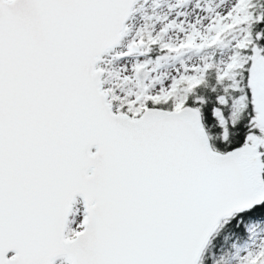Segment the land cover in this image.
<instances>
[{
	"label": "water",
	"instance_id": "obj_1",
	"mask_svg": "<svg viewBox=\"0 0 264 264\" xmlns=\"http://www.w3.org/2000/svg\"><path fill=\"white\" fill-rule=\"evenodd\" d=\"M140 1L0 0V264H197L264 199L255 149L214 151L194 108L135 119L108 102L97 65Z\"/></svg>",
	"mask_w": 264,
	"mask_h": 264
},
{
	"label": "rangeland",
	"instance_id": "obj_2",
	"mask_svg": "<svg viewBox=\"0 0 264 264\" xmlns=\"http://www.w3.org/2000/svg\"><path fill=\"white\" fill-rule=\"evenodd\" d=\"M248 0H141L133 8L129 23L123 32L120 46L108 52L101 62L104 69L102 89L108 93L109 102L116 98L134 106L140 101L143 92L148 95L168 93L174 80L183 75H197L210 65L211 51L200 56L197 51L203 44L216 41L218 30L227 28L246 19ZM144 28L151 36H158L162 43L172 48L174 55L152 59L140 49L138 30ZM244 33L232 39L228 45L219 44L218 74L228 73L238 67L244 56L236 48L245 46ZM183 48V49H182ZM189 52L178 59V52ZM249 60V80L247 85L255 109V121L264 131V56L256 46H252ZM146 64L152 71L148 82L139 88L134 73L136 67ZM169 64V65H165ZM198 69V70H197ZM230 75V74H229ZM181 108L178 96L174 99V109ZM118 110V106H114ZM66 231L78 232L85 225V212L81 200L73 208ZM251 238L248 241L231 245L229 253L217 257L219 264H264V221L250 225ZM53 264H67L64 259Z\"/></svg>",
	"mask_w": 264,
	"mask_h": 264
},
{
	"label": "trees",
	"instance_id": "obj_3",
	"mask_svg": "<svg viewBox=\"0 0 264 264\" xmlns=\"http://www.w3.org/2000/svg\"><path fill=\"white\" fill-rule=\"evenodd\" d=\"M246 5L248 17L220 30L213 43L215 54L211 63L200 73L195 76L183 75L174 80L168 93L148 95V91L143 92L141 100L134 101L132 108L129 103L116 98L110 102L113 107L118 106L119 112L138 116L149 107L172 111L174 99L178 96L181 108L188 106L199 112L202 126L214 151L224 153L249 145L259 156L264 176V131L255 121L256 112L247 85L252 46H256L264 56V0H248ZM137 33L141 40L140 49L152 59L174 55L176 52L162 43L158 36H151L144 28ZM241 33L245 34L247 41L245 46L236 50L244 56L243 63L230 68L228 73L218 74L219 40L228 45ZM263 221L264 199L258 205L225 218L210 236L197 264H219L218 256L229 253L231 245L248 241L251 238L250 225ZM67 234L70 239L76 235L74 231H68Z\"/></svg>",
	"mask_w": 264,
	"mask_h": 264
},
{
	"label": "flooded vegetation",
	"instance_id": "obj_4",
	"mask_svg": "<svg viewBox=\"0 0 264 264\" xmlns=\"http://www.w3.org/2000/svg\"><path fill=\"white\" fill-rule=\"evenodd\" d=\"M221 43H224V42H222L221 41ZM183 49V48H182ZM215 51V47H214V45L213 44H207V43H205V44H203L202 45V47L200 48V50H198L197 51V54H199L200 56H205V54L208 52V51ZM222 50V48L221 47H219V51H221ZM188 53L189 52H183L182 54L183 55H188Z\"/></svg>",
	"mask_w": 264,
	"mask_h": 264
},
{
	"label": "bare ground",
	"instance_id": "obj_5",
	"mask_svg": "<svg viewBox=\"0 0 264 264\" xmlns=\"http://www.w3.org/2000/svg\"><path fill=\"white\" fill-rule=\"evenodd\" d=\"M137 4H138V3H137ZM137 4H136V5H137ZM136 5H135V6H136ZM134 8H135V7H134Z\"/></svg>",
	"mask_w": 264,
	"mask_h": 264
}]
</instances>
